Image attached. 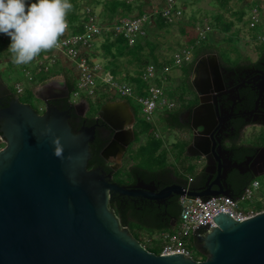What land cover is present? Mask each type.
Listing matches in <instances>:
<instances>
[{
  "label": "water",
  "instance_id": "95a60500",
  "mask_svg": "<svg viewBox=\"0 0 264 264\" xmlns=\"http://www.w3.org/2000/svg\"><path fill=\"white\" fill-rule=\"evenodd\" d=\"M33 94L45 104L41 114L18 96L12 97L0 79V98L12 97L8 107H0V137L5 141L0 150V264H264V211L244 221L218 214L212 219L216 227L197 237L209 224L198 227L193 237L207 252L204 261L148 251L110 209L114 195L136 197L144 191L147 199H160L163 204L173 194L225 198L231 203L240 197L226 192L209 195L189 187L186 191L179 185L159 193L150 184L142 185V192L139 186H121L113 182V175L135 139L134 123L124 120L129 105L109 102L97 113L96 120L114 132L101 152L113 170L105 174L101 168L89 169L97 125L74 133L70 112L49 103L68 97L65 81L52 78ZM72 108L84 116L80 110L86 111L90 104L81 99Z\"/></svg>",
  "mask_w": 264,
  "mask_h": 264
},
{
  "label": "flooded vegetation",
  "instance_id": "af4514ba",
  "mask_svg": "<svg viewBox=\"0 0 264 264\" xmlns=\"http://www.w3.org/2000/svg\"><path fill=\"white\" fill-rule=\"evenodd\" d=\"M190 66H192L189 75L190 87L187 89L189 95L184 98L185 105L177 106L174 103L169 113L166 112L167 114L163 115L169 119L176 114L179 125L182 130L185 129L184 132L188 136L185 152L191 159L188 165L195 170V175L188 185L198 192L209 195L226 192L233 196L251 180L264 176V138L261 136L257 142L247 140V135L250 136L258 129L264 131V51L259 50L254 60L243 58L240 62L229 63L212 52L199 58L193 57L191 63L185 67ZM63 81L69 91L68 97H57L49 103L60 111L70 112V124L71 121H76L80 125L76 130L73 128L74 133H77L83 126L97 125L96 133L99 134L106 124L101 123V120H96L97 113L103 105L109 102L101 105L95 112V116L90 114L92 113L91 105L86 110L87 112L80 110L81 113H85L84 116H79L72 108V105L76 103L72 101L67 78H63ZM58 90H60L59 95L63 94L62 87L58 86ZM11 92L14 94L12 90ZM198 92H203L204 95L200 96ZM10 98L11 96L1 97L0 107H8ZM114 101L129 105V116H126L124 120L126 123L133 122L132 129L134 130L137 121L141 119L138 115V106L129 103L125 98H115L112 102ZM44 108L43 103V109L38 112L43 113ZM91 119L94 123L88 125ZM177 128L176 126L172 129ZM236 165L240 167L237 168ZM106 166V168H97H101L105 174L112 173L111 165L106 163ZM118 170L114 172L113 182L131 188L139 186L141 190H137L140 192H142V185L145 184L155 185V193L173 185L182 187L185 185L184 174L175 175L173 173L169 175L170 177L158 175L155 179L143 178L136 174L120 180L116 179ZM143 193L144 191L136 197L116 194L112 201L115 205L119 202L124 204V210L130 206L136 207L138 214L144 219H147L149 212H156L158 220L163 221V218H168L171 222L178 221L173 214L174 205L180 198L178 195L173 194L163 204L160 199H147L146 193Z\"/></svg>",
  "mask_w": 264,
  "mask_h": 264
},
{
  "label": "built area",
  "instance_id": "2783aa9c",
  "mask_svg": "<svg viewBox=\"0 0 264 264\" xmlns=\"http://www.w3.org/2000/svg\"><path fill=\"white\" fill-rule=\"evenodd\" d=\"M73 1H76L80 6V22L71 23L67 20L69 28L61 38V47L42 52L27 66H34L36 68V75H44L49 71L50 64H56L59 61L62 64L68 63L69 65L71 63L70 69L76 63L74 70L78 84L77 89L71 94V98L73 96L80 100L83 99L81 98L82 92H87L88 96L95 97L98 91L96 84L98 78L103 85L112 87L113 93L120 94L126 99L134 100L141 106L142 118L146 122L153 124L156 113L159 112L163 115L174 107V102L169 99L163 87L149 85V82L160 78L157 77L158 70L155 65L151 64L143 72L142 79L149 86L143 88L142 93L144 95H140L135 86L119 83L116 81V77L108 71L103 74L104 68L97 64V52H93V48L97 41L110 34L113 37H123L127 40L128 45L132 47L139 38L148 36L149 30L156 24L155 21L159 16L168 24L179 26L184 20L185 9L181 0H165L163 7L151 8L146 14L128 15L125 17L115 16L111 20L107 18L106 21L101 20V14L99 16L95 14L93 8L87 5L82 7L79 0ZM134 2L135 0H127L128 4H133ZM244 23L248 26L249 30L258 31L254 37L255 44L258 46L264 44V5L252 6L247 11ZM78 29L82 31L77 32ZM211 31H213V28L208 22L197 25L192 31V39H194L195 45L192 46L185 42L184 47L175 51L172 57L174 68L180 69L189 65L195 49L209 38ZM6 41L10 42V38L0 34V42ZM24 72V79L31 83L35 81V76L30 69H25ZM164 72H169V69H165ZM32 89L34 90V88ZM15 90L18 97L25 92V88L21 82L15 84ZM79 101L74 103H78ZM0 145H5V141L1 137ZM3 148H0V150ZM189 181L191 182V178ZM259 188V182L254 181L234 203L225 198L214 200L212 197L194 198L186 195L184 198H180L181 213L177 229L160 234V240L163 242L160 255H184L185 257L192 258V251L189 249L188 242L193 237L194 231L198 227H204L206 224H209L208 230L204 234H197L196 236L198 237L199 235H205L215 228L216 225L212 219L218 214H228L237 221H244L258 214L256 206L245 207V204L252 201L260 202L261 198L258 196ZM187 189L188 187L186 191Z\"/></svg>",
  "mask_w": 264,
  "mask_h": 264
},
{
  "label": "rangeland",
  "instance_id": "374dc122",
  "mask_svg": "<svg viewBox=\"0 0 264 264\" xmlns=\"http://www.w3.org/2000/svg\"><path fill=\"white\" fill-rule=\"evenodd\" d=\"M90 0H79L82 7L84 5H87L94 9V13L98 16L101 14L100 19L106 21L108 12L106 11L105 2L106 0H95L90 1L91 3H88ZM157 2L158 0H144L141 2L143 9L147 10L149 9L148 2ZM186 5L184 9V27L186 26L188 31H190V20L195 19V21H199L201 23L208 22L210 23V26L213 28V31H211L209 36V42L210 45L213 46L215 50L212 52L216 55L220 56L223 61L225 62H240L243 60V58H251L256 59L258 50L264 51V44L262 45H256L254 41V37L257 34L258 31H252L248 29V26L245 25L244 20L239 23L237 19L235 18V13L237 11H245L247 14V11L250 9L248 6L250 5L247 0L239 2V0H229L227 5H223V0H183ZM264 5V0H255L252 2V6H261ZM102 11V13H101ZM137 12H134L132 15H137ZM217 14H221L223 16V20L226 22H234L235 27L231 29L228 33H221L218 30L214 29V16ZM246 16V15H245ZM118 17V16H116ZM148 37L151 42L155 44V48H149L145 47L143 51L144 57L150 56L152 53L159 62H163L164 60H171L173 57L175 51L178 49V47H181L182 44H185V42L188 41L189 36L185 37L180 33V26L179 27H171L168 32L163 31L159 32L156 29V26L154 25L151 30H149ZM260 31V30H259ZM191 35H193L191 33ZM191 38V36H190ZM105 41V37L102 38L100 41H97L95 43V47L93 48V52H97L96 58H97V64H99L102 68H104L103 74L106 73V71L111 72V69H108V65L112 61L111 58H104V49H102V45ZM3 44L0 42V53L1 47ZM6 49H9V46L6 47ZM3 52H5L3 50ZM193 55V57H195ZM192 57V58H193ZM12 57L6 58L5 60H0V79L9 87L10 90H12L14 93H16L15 90V84L17 82H21L22 86L25 88V92L19 96L20 101L25 104L31 105L33 108H35L37 111H41L43 109V103L35 98L33 94L32 88H37L42 83L52 79L56 78V80H62L63 78L70 77L74 81L75 89H77L78 79L75 74L74 67H76V63L73 64L72 68L69 69L71 66V63L62 64L60 61L56 64H50L49 65V71L47 73L43 74H37L36 75V68L32 65H16L15 63L11 62ZM234 59V60H233ZM117 68L116 71L118 72L116 77V81L119 83L124 84H131L127 77L128 76H137L136 72L140 70L138 67V63L135 60H132L131 56H124L122 58H118L116 61ZM67 65V66H66ZM25 69H30L31 72L35 76V81L32 83L24 79L25 77ZM175 69V68H173ZM183 68L179 70V72H182ZM175 71V70H174ZM176 72V71H175ZM178 72V74H179ZM159 75H157L158 77ZM181 78L176 77L175 79H172L170 82L166 81L163 83V88L165 91H173L174 93H177V95L184 94V98L188 97L189 93L188 90L182 86V83L180 82ZM96 84L98 86V93H96L95 97L88 96L87 92L81 93V98L87 99L90 102V105L92 106V113L91 116H95V112L99 110L101 105L104 103V101L107 100L109 97H113L114 99H121L124 98L120 94H114L112 87H109L107 85H103L101 83V80L97 78ZM133 85V84H131ZM149 85H154V82H149ZM37 86V87H36ZM136 87V85H133ZM183 98V99H184ZM126 99V98H125ZM170 99V98H169ZM79 98H75L72 96V101L77 102L79 101ZM129 100V99H128ZM130 101L137 106H139L134 100L130 99ZM177 106H183L181 101L177 102L175 100H172ZM141 120L142 115L140 112ZM162 113H156L154 115V123L152 124V129L150 130V135H154L155 137L159 138L164 142V155L163 158L166 161L167 167H172L173 169H178L181 167V162L184 160H187L188 163H190V158H185V156L181 154L179 146L183 142L188 141V136L182 130L181 127H178L177 129H172V127H168L163 122H161L162 119ZM138 126V125H137ZM136 127V126H135ZM263 136L264 138V131L258 129L257 131L253 132L252 134L247 135V140L251 142V140H255L256 142L260 140V137ZM148 138V135L144 133L140 136L139 141L135 142V139L133 143L130 145L126 157L123 159L122 163L120 164L121 168L118 170V173L116 174V179L124 180L128 178L129 169L135 164L139 163L140 159H138V156L142 158L140 154H138V149L140 146L144 145L146 140ZM5 145H0V148H3ZM179 148V149H178ZM185 155L186 152H185ZM158 158H161L158 157ZM184 163V162H183ZM186 164V163H184ZM146 168L151 167L150 165L145 166ZM180 172V171H179ZM260 188L258 196L261 198L260 202L264 203L263 198V192H264V176H261L257 178ZM257 204V201L247 202L245 204V207H255ZM262 212V211H261ZM141 230L142 234L138 235V231ZM167 230V229H166ZM132 233L136 236L140 237V240L142 244L147 249H155L161 247L160 242V234L159 232H154L151 229L142 228L139 225H134L132 228ZM150 240V241H148Z\"/></svg>",
  "mask_w": 264,
  "mask_h": 264
},
{
  "label": "trees",
  "instance_id": "16d2710c",
  "mask_svg": "<svg viewBox=\"0 0 264 264\" xmlns=\"http://www.w3.org/2000/svg\"><path fill=\"white\" fill-rule=\"evenodd\" d=\"M90 1H95V0H90ZM90 1H88V3H91ZM142 1H144V0H135V2L133 4H128L127 0H106L105 7H106V11L108 12L107 17H108V19L111 20L115 16L125 17L128 15H132L134 12H137L138 14L142 15V14H146L147 11H150L151 8L163 7V5L165 3V0H158L157 2H154V1L148 2V5L150 8L145 10V9H143V6L141 4ZM241 1H244V0H239V2H241ZM70 2L73 5V9L68 14L67 20L70 21L71 23H75V22L78 23L81 20V14H79L80 6H79V4H77L76 1L70 0ZM181 2L183 4V7L185 8L186 3L183 0H181ZM228 2H229V0H223V5H227ZM251 7H252V5L248 6V8H251ZM234 15H235V18L237 19V21H239V23H241V21L244 20L246 12L244 10L243 11H237ZM214 20H215L214 29L218 30L221 33H228L231 31V29L233 27H235L234 22L224 21L223 16L221 14L215 15ZM155 23H156L155 24L156 29L159 32H163V31L168 32L171 27H175L174 24H168L160 16L156 19ZM184 23H185V20H183L182 23L179 24L180 33L185 37L189 36V39H188L186 44L194 46L195 41H194V39H192L191 33L197 25L201 24V22L195 21V19L190 20V22H189L190 25L188 24V26H190V29H191L190 31H188L186 26L184 27ZM179 26H176V27H179ZM81 31H82L81 29H78L77 32H81ZM190 36H191V38H190ZM147 37L139 38L137 40L136 44L134 46L130 47L128 45L127 40H125L123 37H113V35H111V34L106 35L105 41L102 45V49H104L103 57L107 58V59L108 58L112 59V61L108 65V69H111L110 73L113 76L117 75L118 74V72L116 71L117 63L115 61L118 58H122V57L128 55V56L132 57V60L137 61L138 67L140 68V70L136 72L137 76H128L127 79L131 84L136 85V88H137L138 93L140 95H144L142 93V89L149 86L146 82L143 81L142 74L151 64L155 65L156 69L158 70V75H159L158 77H160L157 80L153 81L154 85H156L158 87H163V83L165 82V80L170 82L172 79H175L176 77H180L181 78L180 82L182 83V86L185 87L186 89H188L190 87L189 75H190V72L192 70V66L187 67V68L182 67L183 68L182 72H179V70L182 68L173 69L175 66H174L172 58H171V60H164L163 62H159V60L152 53L150 54V56L144 57L143 51H144L145 47H149L152 49L155 48V44L153 42H151L149 40V38H147ZM209 41L210 40L207 39L206 41H204L200 46H198L195 49L194 55L196 54V57H198V58L202 57L206 54L212 53V51L215 50L213 48V46L210 45ZM1 43L3 44V46L1 47V52L3 54L1 55V53H0V60H5L6 58L12 57L11 52L8 50H5V47L8 46L10 42L6 41V42H1ZM183 45L184 44H182L181 47H178L177 50L184 47ZM3 50L5 52H3ZM11 62H13V61L11 60ZM165 69H169V72H164ZM178 72H179V74H178ZM66 78L68 80V82H67L68 87H69L70 92L72 94L76 90L75 85H74V81L70 77H66ZM97 93H98V91H97ZM185 93L181 94V96H180V95H177V93H174L173 91H166V94L168 95V97L170 98L171 101L172 100H175L177 102L181 101L182 105H185V102H186L183 99L185 96ZM14 96H17V94L14 93L12 97H14ZM12 97L10 98V100L12 99ZM113 100H114L113 97H109V98H107L106 101H104L103 104H105V102H112ZM128 102L132 103L130 101V99L128 100ZM132 104H134V103H132ZM138 108H139L138 115H140L141 106H138ZM167 113H169V112L167 111ZM161 122H163L165 125H167L170 128L171 127L175 128L176 126L181 127L177 121L176 114H173L171 116V118H169V119L165 118V115H163ZM92 123H94L93 119L89 120L87 124L90 125ZM101 123H103V122H101ZM71 125L74 128V130L78 129L80 126L79 124H77L76 121H71ZM135 126L136 127L133 130L135 142H138L140 136L143 135L144 133H146L148 135V138H147L145 144L140 146L138 149V154H140L142 156V158L140 156H138V159H140V162L135 163L129 169L128 176L133 177L136 174H138L143 178L155 179L156 176H158V175H163V176L168 175L169 176L173 173L175 175L184 174L185 175L184 176V178H185L184 188L189 187L190 189H192V187L188 184H189V179L194 177L195 170L188 165V161L187 160L183 161L186 164L181 162L180 163L181 167L179 168V170L173 169L172 167H169V166L167 167L166 161L163 158V155L165 152L164 142L162 140H160L159 138L155 137V134L150 135V130L152 129L153 125L146 122L142 118V120L139 119L137 121ZM112 136H113V131L107 125L103 126L102 131L99 132V134L96 133V138H95L94 142L91 144L92 158L89 162V168L94 169L97 167H105V168L107 167L106 161L101 156V152L109 144ZM180 145L181 146H179V148H180L182 157L184 155L185 158H187L188 156L185 155L187 143L183 142ZM160 156H161V158H158ZM147 165H150L151 167L146 168L145 166H147ZM254 181H258L257 178L251 180L249 183L244 185V187L241 190L237 191L233 195V197L234 198L241 197V195L244 193L245 189L247 187H249ZM262 195L264 198V192ZM179 200H180V198H178L177 204H175L174 208H173V210H174L173 214L178 219H179L180 213H181V206H180ZM123 205L124 204H122L121 202H119L117 205H115L114 201H112L110 203L109 207L111 210H113L115 212L116 216L119 218L121 226L128 228L130 230V233L136 239H138L140 242H141L140 237L136 236L132 233V228L134 225H139L142 228L151 229L152 231L159 232V233L161 231L166 230V229H167L166 231L172 230L171 229V223L172 222L170 221V219H168V218L164 219L163 218V221L158 220L159 218L157 217L156 212L155 213L149 212L147 214V216H148L147 219H144V218H142V216H140L138 214L136 207L130 206L127 210H124ZM256 210L258 212L264 211V203L263 202H257ZM139 231H141V230H139ZM138 235H139V232H138ZM188 246H189V249L192 251V259H194L196 261H204L206 259L207 252H205L202 249V247L198 243L196 237H192L189 240ZM147 250L156 254V255H160L162 248L160 247V248H155V249H151V250L147 249Z\"/></svg>",
  "mask_w": 264,
  "mask_h": 264
},
{
  "label": "clouds",
  "instance_id": "9594fccd",
  "mask_svg": "<svg viewBox=\"0 0 264 264\" xmlns=\"http://www.w3.org/2000/svg\"><path fill=\"white\" fill-rule=\"evenodd\" d=\"M72 9L70 0H0V34L10 38L13 63L28 65L42 52L61 47Z\"/></svg>",
  "mask_w": 264,
  "mask_h": 264
},
{
  "label": "crops",
  "instance_id": "0c3cea01",
  "mask_svg": "<svg viewBox=\"0 0 264 264\" xmlns=\"http://www.w3.org/2000/svg\"><path fill=\"white\" fill-rule=\"evenodd\" d=\"M248 1V3L250 4V3H252V2H254L255 0H247ZM151 30V29H150ZM150 32V31H149ZM9 46V45H8ZM7 47V46H6ZM6 47H5V50H8L9 51V49H6ZM11 55H12V53H11ZM178 222H179V219H178V221H177V223H176V226L175 227H171V231H174L175 229H177V225H178ZM139 232V235H141L142 234V231H138ZM162 232H166V230H164V231H161L159 234H161ZM148 241H150V240H148ZM160 242H161V240H160ZM163 242H161V248H162V244Z\"/></svg>",
  "mask_w": 264,
  "mask_h": 264
}]
</instances>
